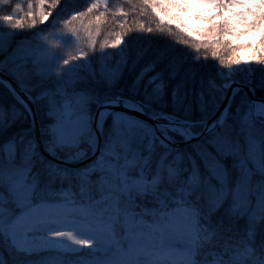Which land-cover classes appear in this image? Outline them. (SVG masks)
I'll return each instance as SVG.
<instances>
[{
  "label": "snow or ice",
  "instance_id": "1",
  "mask_svg": "<svg viewBox=\"0 0 264 264\" xmlns=\"http://www.w3.org/2000/svg\"><path fill=\"white\" fill-rule=\"evenodd\" d=\"M76 3L0 0V264H264V0Z\"/></svg>",
  "mask_w": 264,
  "mask_h": 264
},
{
  "label": "trees",
  "instance_id": "2",
  "mask_svg": "<svg viewBox=\"0 0 264 264\" xmlns=\"http://www.w3.org/2000/svg\"><path fill=\"white\" fill-rule=\"evenodd\" d=\"M90 0H77V3H76V6L77 8H81L83 6H86L87 3H89ZM109 1V5L117 2V0H108ZM22 3H26L27 0H21ZM34 2V0H33ZM119 3L125 7V10H127V0H119ZM122 19H126L127 21H133V16L131 14H129L127 17H122ZM140 19H146L144 17H140ZM111 21V22H110ZM145 26H148L147 24ZM36 27H42V25H37ZM116 27H115V21L114 19H106L104 20L101 25H100V28L99 30L96 32L95 34V37L96 38V42L94 46H99V42L100 40L104 39V40H108V39H111V33L116 31ZM21 33L25 32V31H31V29H28V28H22L20 29ZM137 34L135 32V30L133 29L131 32H124V37L127 38L129 35H135ZM41 36L44 35V33H40ZM27 42L29 44H31L32 46H35L37 43H40V41L36 38V37H27ZM174 39V38H173ZM53 43V52L55 53V55L57 57H63L66 53L65 50L63 49H58L56 47V44H55V41L52 42ZM104 51H114V49H110L107 47V45L105 46L104 48ZM67 52H71V50H68ZM74 54V53H73ZM238 55L241 56V53H238ZM203 59V57H201ZM207 62L208 64H212L214 63L215 61L213 60V58L211 56L207 57ZM39 119V117L37 118Z\"/></svg>",
  "mask_w": 264,
  "mask_h": 264
},
{
  "label": "rangeland",
  "instance_id": "3",
  "mask_svg": "<svg viewBox=\"0 0 264 264\" xmlns=\"http://www.w3.org/2000/svg\"><path fill=\"white\" fill-rule=\"evenodd\" d=\"M89 2H90V1H89ZM106 3L109 4V1L106 0ZM96 38H97V37H94V42H96ZM238 42H239V41H238ZM59 43H60L59 41H55L56 47H57L58 49H61V48L59 47ZM94 45H95V43H94ZM95 47L98 48L97 46H95ZM63 50H65V51L67 52V51L70 50V49H68L67 46H65V48H64ZM240 53H241V56H246V55H248V53H247L246 50H245V51H242V52H240ZM176 243L179 244L180 241L177 239Z\"/></svg>",
  "mask_w": 264,
  "mask_h": 264
}]
</instances>
